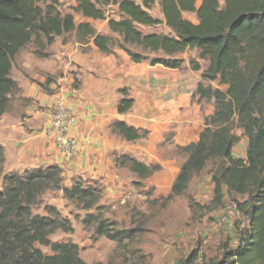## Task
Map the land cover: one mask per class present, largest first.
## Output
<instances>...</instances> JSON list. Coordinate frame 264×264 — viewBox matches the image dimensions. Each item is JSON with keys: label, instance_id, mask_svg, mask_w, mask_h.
<instances>
[{"label": "trees", "instance_id": "obj_1", "mask_svg": "<svg viewBox=\"0 0 264 264\" xmlns=\"http://www.w3.org/2000/svg\"><path fill=\"white\" fill-rule=\"evenodd\" d=\"M38 0H0V118L10 106L9 95L19 89L11 76L12 59L31 40L36 31L52 43L57 36L76 31L79 38H90L104 53H112L113 40L97 32L91 23L77 24L73 14H63L56 8L58 0H50L45 7ZM74 10L85 18L107 20L113 33L122 37L119 48L131 60L140 64L146 60L142 53L133 52L128 45L141 46L163 55L151 59V65L170 69L182 67L183 60L174 57L187 49L197 48L199 58L208 61L202 73L197 94L215 99L216 109L206 119V127L197 142L186 145L188 153L173 185L171 195L183 193L196 172L201 171L212 158H218L212 181L215 201L222 203L226 193L244 197L237 202L238 210L249 219V226L238 245L225 252L222 260H199L192 253L178 264H264V0H76ZM116 5L121 19L108 18L105 6ZM158 5L163 18L150 10ZM195 14L197 21L187 18ZM164 24L173 34L144 33L138 28ZM199 70V64L194 66ZM219 79L227 90L206 87L203 81ZM42 87L46 88L43 84ZM118 112L127 113L135 99L128 89ZM248 137L247 157L236 158L233 148L240 137L234 133V121ZM113 132L128 141L143 138L142 129L122 120L111 124ZM116 157V164L128 166L140 178H147L161 169L135 158ZM120 161V162H119ZM5 152L0 144V264H86L80 257L79 246L73 242H52L50 235L58 229L73 232L68 219H63L53 205H44L45 215L35 214V207L43 205V195L49 190H62L64 196L82 205L84 209H101L103 188L87 186L83 178L65 186L63 169L58 165L37 168L25 175L4 174ZM87 225L94 223L96 233L125 244L141 231L116 230L108 219L89 214ZM37 245L51 248L46 255Z\"/></svg>", "mask_w": 264, "mask_h": 264}, {"label": "rangeland", "instance_id": "obj_2", "mask_svg": "<svg viewBox=\"0 0 264 264\" xmlns=\"http://www.w3.org/2000/svg\"><path fill=\"white\" fill-rule=\"evenodd\" d=\"M49 3L50 0L37 1V5L42 7ZM76 3V0H58L56 8L63 14H73L77 24L89 22L97 32L110 36L114 42L112 53L100 51L90 38H79L76 31L57 36L52 43H48L46 38L36 31L32 40L13 57L10 76L13 79L29 76L25 64L42 68L47 62L54 74H51L53 77L49 80L57 85L51 89L42 87L41 83L38 84L46 93L55 94L56 98L62 97L69 102L72 98H76L75 94L78 91L93 90L96 84L93 75L99 78L101 74L99 70L87 69L83 56L90 60L89 63L102 61V58L115 59L120 64L107 65L105 72L115 80L114 85L124 80L127 82L131 80V83L119 86L117 90L101 89L102 93L105 92L104 97L108 106L117 108L123 97L121 90L127 88L128 96L133 97L135 101L138 99L135 97L137 93L141 91L144 93V98L139 99L141 109L142 107L145 109L148 104L146 98L149 97L154 110L148 112L146 126L142 125V133L145 136L134 141H128L122 135L113 132L111 124L114 121L110 124V130L114 136L116 135L118 144V149L114 153L115 170L120 172L126 183H115L116 180L111 179L109 185H106L98 178L71 177L64 170L62 171L65 186H71L74 180L83 178L87 186L102 187L101 209H84L77 202L68 200L62 190H49L42 197L43 205L35 207L33 212L45 215L44 205L55 206L61 217L70 221L73 232L58 229L50 235L51 241L77 244L80 257L86 264H178L180 259H185L194 252L199 256L197 262L222 260L228 249L238 245L242 233L249 226V219L239 212L237 206V202L242 201L244 197L226 193L222 203L215 201L212 175L219 163L218 158L210 159L201 171L196 172L183 193L171 195L180 169L188 158V153L183 148L199 140L206 127V119L211 118L216 109L215 99L201 98L196 92L198 83L202 81V73L209 62L199 58L197 48L187 49L174 56L183 60L182 67L168 71L162 66H154L150 63L151 59L162 56V52L155 53L141 46L128 45L133 52L142 53L147 58L136 65L130 56L119 48L122 37L110 30L108 21L85 18L74 10ZM221 3L223 4L224 0H221ZM104 8L108 18L121 19L116 5L111 4ZM150 12L156 17L162 16L158 5L153 6ZM185 16L197 21L195 14ZM138 28L144 33L173 34L164 24L138 25ZM196 64H199V70L194 69ZM82 67L85 71H80ZM164 77H169V80L164 81ZM203 84L224 91L228 88L221 84L219 79L203 81ZM20 90L19 86L18 90L9 95L11 100L9 108H18ZM162 90L167 95L162 99L164 107L156 105ZM167 90L171 93L168 94ZM100 91L95 90L92 94L98 97ZM173 94L174 96H171ZM69 107L75 114L76 123L78 115L72 106ZM140 108L139 112H135L133 107L127 113H117V119L134 126L132 122L140 120L138 118ZM234 133L240 137V140L233 148V155L245 159L248 137L239 126L237 119L234 121ZM123 156L135 158L147 165H160L161 169L147 178H140L128 166L116 164L115 158L120 159ZM3 169L4 174L25 175L37 168L20 173L5 169L4 163ZM2 187L3 183L0 181V189ZM89 214H101V217L108 219L116 230L133 229L137 226L142 229L135 237L126 240L125 244L120 246L117 241L97 235L96 223L92 225L85 223ZM37 246L46 255L54 254L48 246Z\"/></svg>", "mask_w": 264, "mask_h": 264}, {"label": "crops", "instance_id": "obj_3", "mask_svg": "<svg viewBox=\"0 0 264 264\" xmlns=\"http://www.w3.org/2000/svg\"><path fill=\"white\" fill-rule=\"evenodd\" d=\"M197 3L200 4L201 0H197ZM159 18H163V16ZM83 60L86 68L90 71H101L99 78L93 75L96 79L94 91H100L101 89L117 90L119 86L131 83V80L128 82L124 80L118 85L113 84L115 80L105 72V69L109 64L119 65L120 63L115 59L106 60L102 58L101 62L89 63L90 60L83 56ZM25 65L26 73L29 76L14 77L21 88L18 94V97H20L17 102L19 104L17 105L18 108H8L0 118V144L5 149V169L23 173L26 170L58 165L71 177L98 178L106 185H109L111 179L116 180L115 183H126L120 172L115 170L114 153L118 149V144L116 135L114 136L110 130V124L119 120L117 119V113L120 114L118 107L108 106L104 97L105 92H98L100 96L96 97L92 94L94 91L90 89L87 92L82 89L75 94V99L72 98L69 102L66 101L78 115V120L72 126L71 131L78 138L80 145L75 157L72 160H67L55 146L53 138L46 133L48 107L54 103L56 95L46 93L39 84H44V86L53 89L57 84L50 82L49 78L53 77L54 74L47 62L44 63L42 68H35L30 64ZM164 68L168 71L175 70ZM80 71H85V68H80ZM167 78L164 77V81L167 82L169 77ZM167 91L168 94L171 93V91ZM143 94L141 91L135 95L138 98L133 106L135 112H139L141 105L139 99L144 98ZM171 96H174V94ZM165 97H167L166 92L162 90L161 95L156 100V105L164 107L162 99ZM146 100L148 104H146L145 109L140 108V115H138L140 120L135 121V123L132 122L135 127L142 128V125L146 126L149 117L148 112L154 110V106L149 102V97ZM137 107H139L138 110ZM141 118L143 119L141 120Z\"/></svg>", "mask_w": 264, "mask_h": 264}, {"label": "built area", "instance_id": "obj_4", "mask_svg": "<svg viewBox=\"0 0 264 264\" xmlns=\"http://www.w3.org/2000/svg\"><path fill=\"white\" fill-rule=\"evenodd\" d=\"M75 114L64 98H56L48 109L46 133L52 136L58 150L67 160H72L79 151V140L72 133Z\"/></svg>", "mask_w": 264, "mask_h": 264}]
</instances>
